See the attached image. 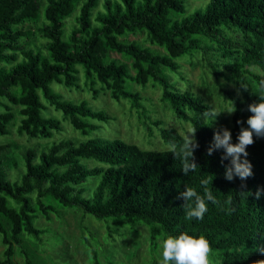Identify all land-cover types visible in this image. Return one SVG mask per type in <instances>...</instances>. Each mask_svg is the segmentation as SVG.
Wrapping results in <instances>:
<instances>
[{"label":"trees","instance_id":"16d2710c","mask_svg":"<svg viewBox=\"0 0 264 264\" xmlns=\"http://www.w3.org/2000/svg\"><path fill=\"white\" fill-rule=\"evenodd\" d=\"M187 2L0 0V135L15 127L30 138L49 139L42 145L0 142V235L5 244L0 264H18L16 245L25 264H45V230L35 219L50 220L67 208L103 221L108 236L147 226L152 251L169 235L187 233L204 236L218 264L264 260L258 250L264 248V137L254 135V144L247 147L253 175L226 180L231 157L222 162L223 148L210 156L207 150L216 131L227 127L217 125L219 116L215 122L205 117L216 110L204 95L174 85L164 73L179 71V57L201 51L220 92L236 107L227 129L231 142L238 143L241 127H249L248 105L260 102L255 85L264 82V0H206L193 9ZM72 14L75 22L69 24ZM127 82L160 87L162 104L197 129L195 171L184 175L181 160L170 151L185 136L155 119L147 105L152 100L128 89ZM53 83L86 88L93 98L110 90L114 100L130 103L150 131L159 127L170 148L144 149L118 137L96 136L100 122L115 116L86 99L64 98ZM63 120L85 138L55 139ZM202 180L217 203L206 200L202 220L187 219L194 199L184 201L180 193L193 188L203 196ZM83 239L92 264H103L96 238Z\"/></svg>","mask_w":264,"mask_h":264},{"label":"rangeland","instance_id":"374dc122","mask_svg":"<svg viewBox=\"0 0 264 264\" xmlns=\"http://www.w3.org/2000/svg\"><path fill=\"white\" fill-rule=\"evenodd\" d=\"M190 9L195 6L199 8L206 0H187ZM188 7V8H189ZM78 11V10H77ZM77 11L75 13H77ZM68 23L75 22V15L67 18ZM129 38H139V35L130 34ZM201 51H194L191 55H183L178 58L181 64L179 71L165 69L166 78L180 88L193 89L206 97L212 103L219 115L217 125L232 126V114L227 111L232 107L230 99H226L220 92L213 73L203 61ZM114 57H119L117 53H112ZM231 87H235L232 83ZM52 89L61 93L67 99H86L90 106L107 110L115 116L107 122H100L101 127L96 130V136L118 137L126 142L135 143L144 149L165 150L170 148L160 136L159 127L153 125L150 131L139 119L135 109L130 107V103L124 99L119 101L111 97L110 90H104L98 98H93L91 92L84 89H69L58 83L52 84ZM126 87L130 90H138L144 97L150 98L152 102H147L148 108L155 119H163L168 126L177 128L184 136L192 130L191 123L177 118L172 111L160 101V87L148 86L143 88L137 83L127 82ZM255 85V89L258 92ZM50 111L62 118L61 114L50 106ZM64 129L55 134V139L64 137L84 139L85 137L72 124L63 120ZM16 141L22 145H42L49 139L30 138L26 134H19L16 128H12V133L0 135V142ZM35 224L42 227L44 232V244L41 245V257L45 259V264H92L90 252L84 243L83 236H89L100 247V258L103 264H159L162 259V242L157 251H152L150 246L149 229L145 225L137 226V230L130 227L122 229V234L108 236L105 223L98 221L90 215H84L77 208H67L52 214V219L48 220L44 216L37 217ZM84 225V226H83ZM5 244L0 235V259L3 258ZM15 260L18 264H25L23 255L16 245ZM211 264H218L210 255Z\"/></svg>","mask_w":264,"mask_h":264},{"label":"clouds","instance_id":"9594fccd","mask_svg":"<svg viewBox=\"0 0 264 264\" xmlns=\"http://www.w3.org/2000/svg\"><path fill=\"white\" fill-rule=\"evenodd\" d=\"M260 102H253L248 105V111L252 115L247 119L248 128L241 127L237 137L238 143L233 144L231 132L227 128L217 130L213 143L207 150L210 156L214 149L223 148L225 155L221 157V161L231 157L230 165L225 167V179L232 181L234 177H239L242 181L253 175L252 164L246 159L248 156L247 147L254 144V135L257 138L264 137V82H261L258 88V95ZM236 111L235 105L229 109L227 113L232 114ZM221 113L215 111L205 112V117L211 116L214 122ZM238 124L243 122L238 120ZM197 129L193 128L183 140V143L177 145L173 143L170 151L175 158L181 160V171L187 175L190 171H195L199 166L195 162L193 150L199 147L195 133ZM245 159H241V157ZM201 184L205 186L204 195L201 196L193 188H187L180 193V198L184 201H192L194 199V206L188 205L186 212L187 219L202 220L205 213L208 211V204L206 200L215 204L217 200L212 192L207 188L208 181L202 180ZM251 194V193H250ZM260 190L255 193L256 198L260 197ZM264 252V248L258 249ZM212 248L210 242L204 237H193L187 233H181L178 236L169 235L162 241V259L159 264H211L210 255ZM255 264H264V260L255 261Z\"/></svg>","mask_w":264,"mask_h":264}]
</instances>
